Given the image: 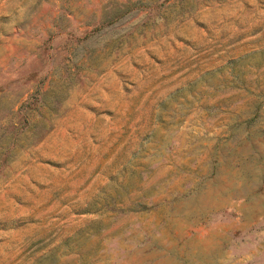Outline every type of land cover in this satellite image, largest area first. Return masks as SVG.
<instances>
[{
	"label": "rangeland",
	"instance_id": "1",
	"mask_svg": "<svg viewBox=\"0 0 264 264\" xmlns=\"http://www.w3.org/2000/svg\"><path fill=\"white\" fill-rule=\"evenodd\" d=\"M0 264H264V0H0Z\"/></svg>",
	"mask_w": 264,
	"mask_h": 264
}]
</instances>
